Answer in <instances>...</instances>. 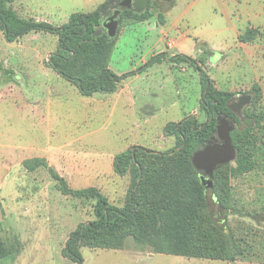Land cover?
I'll list each match as a JSON object with an SVG mask.
<instances>
[{
	"label": "rangeland",
	"instance_id": "obj_1",
	"mask_svg": "<svg viewBox=\"0 0 264 264\" xmlns=\"http://www.w3.org/2000/svg\"><path fill=\"white\" fill-rule=\"evenodd\" d=\"M104 1L16 0L12 8L21 18L61 27L72 14L93 13ZM150 1L157 11L153 19L120 27L114 71L123 76L140 70L163 53L188 56L216 89L256 98L246 108L261 122L250 118L256 126L255 168L229 173L218 189L237 214L228 224L240 255L234 261L172 256L157 231L144 244L124 233L118 249L81 247L83 264H264V0ZM57 48L55 34L31 33L9 43L0 32V65L12 73L0 72V237L17 249L0 264H78L63 250L80 224L95 219V201L64 196L47 168L29 171L26 162L44 160L72 189L97 188L124 208L132 176L114 173L115 157L134 146L169 152L177 146L175 137L165 136L169 124L191 116L207 121L200 73L191 64L166 60L136 80L126 79L118 97L88 98L48 66ZM186 195V203L198 207V197L191 190ZM215 196L206 190L208 208L199 210L220 223L225 210Z\"/></svg>",
	"mask_w": 264,
	"mask_h": 264
},
{
	"label": "trees",
	"instance_id": "obj_2",
	"mask_svg": "<svg viewBox=\"0 0 264 264\" xmlns=\"http://www.w3.org/2000/svg\"><path fill=\"white\" fill-rule=\"evenodd\" d=\"M15 1L0 0V32L6 41L15 43L31 33L57 35L58 48L49 56L47 64L58 76L75 85L85 97L97 93L114 94L126 79L166 60L175 64H191L199 71L201 77L200 108L207 115L205 123L201 124L191 116L182 122L169 124L165 129V136L175 137L177 140V146L169 152L159 153L134 146L115 157L114 173L120 177L127 174L132 176V191L124 208L110 204L108 198L97 188L72 189L65 178L44 160L37 159L25 163L29 171L47 168L64 196L95 201V219L79 225L67 241L63 256L83 264L81 247L118 249L124 233L132 237L137 244H144L150 234L159 231L169 243L172 256L234 261L240 251L237 249L228 218L237 214L229 210L226 205L227 197H223L218 189L227 181L231 172L251 173L255 168L256 159V126L248 128L228 108L234 94L216 89L197 61L187 56L171 58L163 53L153 57L140 70L123 76H118L110 69L120 27L153 19L157 11L151 1L147 8L139 13L119 8L118 5L123 0H105L93 13L72 14L68 23L61 27L19 17L12 8ZM116 10L121 11L118 18L120 26L116 37L111 38L103 23L112 17ZM158 17L163 22V14L160 13ZM251 39L252 37H242L241 40L248 42ZM2 71L7 75L12 74L4 71L0 65V72ZM255 101L256 98L252 103ZM244 115L260 125V120L255 116L251 117L246 109ZM219 117L228 118L234 123L235 130L231 137L237 151L233 164L222 166L214 172L215 197L219 206L225 210V218L220 223L211 215L206 216L199 210L208 208L209 203L205 198L206 189L197 178L199 171L193 164L195 153L204 149L216 137ZM190 190L198 197V207L196 204L190 206L186 203V194ZM16 251L15 247L8 246L0 237V262L11 259Z\"/></svg>",
	"mask_w": 264,
	"mask_h": 264
},
{
	"label": "water",
	"instance_id": "obj_3",
	"mask_svg": "<svg viewBox=\"0 0 264 264\" xmlns=\"http://www.w3.org/2000/svg\"><path fill=\"white\" fill-rule=\"evenodd\" d=\"M123 0L118 6L122 9L133 10L135 12H143L150 0ZM120 10H116L112 17L105 20L103 25L111 38H115L119 29ZM253 97L249 94L240 95L232 98L228 103V108L248 127L254 126L253 121L244 116V110L252 103ZM235 130L234 123L228 118L219 117L217 125L216 137L201 151L195 153L193 164L199 172V180L206 190L214 189L213 181L214 172L222 167L232 164L236 161L237 151L234 147L231 134ZM209 178H207V177Z\"/></svg>",
	"mask_w": 264,
	"mask_h": 264
},
{
	"label": "crops",
	"instance_id": "obj_4",
	"mask_svg": "<svg viewBox=\"0 0 264 264\" xmlns=\"http://www.w3.org/2000/svg\"><path fill=\"white\" fill-rule=\"evenodd\" d=\"M105 2V1H104ZM103 2V3H104ZM102 3V4H103ZM134 8H135V0H134ZM68 23V22H67ZM67 23H65V24H67ZM145 23V22H144ZM163 23V22H162ZM64 24V25H65ZM63 26V25H62ZM28 36V35H27ZM26 37V36H25ZM155 57V56H154ZM170 57V56H169ZM188 57V56H187ZM153 58V57H152ZM151 58V59H152ZM194 60V59H193ZM150 61V60H149ZM146 64V63H145ZM144 64V65H145ZM157 65H159V64H157ZM154 67V66H153ZM153 67H151V68H153ZM110 69L114 72V73H116L118 76H120L119 75V73L117 72V71H114L113 69H112V67H111V61H110ZM148 70V69H147ZM147 70L145 71L146 73H147ZM134 71H137V70H133L132 72H134ZM145 72H143V73H141V74H137V75H135V76H133L134 77V79L136 80V79H138V78H140L141 76H143L144 74H146ZM129 73H131V72H129ZM128 74V73H127ZM123 84V83H122ZM121 84V85H122ZM125 87H123V86H120V88H119V90L116 92V93H114V94H108V95H111V96H114V97H118V96H120L121 95V93H123L124 92V89ZM100 93H97V94H94L93 96H96V95H99ZM82 95V94H81ZM107 94H102L101 96H106ZM83 96V95H82ZM93 96H91V97H93ZM85 97V96H84ZM91 97H88V98H91ZM108 98H110V97H108ZM115 99V98H114ZM133 100V99H132ZM115 110H116V107H115V109H114V112H115Z\"/></svg>",
	"mask_w": 264,
	"mask_h": 264
},
{
	"label": "flooded vegetation",
	"instance_id": "obj_5",
	"mask_svg": "<svg viewBox=\"0 0 264 264\" xmlns=\"http://www.w3.org/2000/svg\"><path fill=\"white\" fill-rule=\"evenodd\" d=\"M234 98V97H233Z\"/></svg>",
	"mask_w": 264,
	"mask_h": 264
}]
</instances>
